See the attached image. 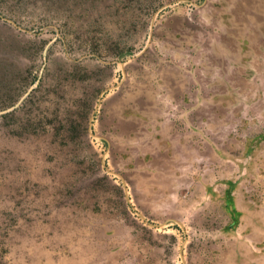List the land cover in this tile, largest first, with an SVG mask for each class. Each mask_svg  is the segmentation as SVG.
<instances>
[{
	"label": "rangeland",
	"instance_id": "rangeland-1",
	"mask_svg": "<svg viewBox=\"0 0 264 264\" xmlns=\"http://www.w3.org/2000/svg\"><path fill=\"white\" fill-rule=\"evenodd\" d=\"M0 264H264V0H0Z\"/></svg>",
	"mask_w": 264,
	"mask_h": 264
},
{
	"label": "water",
	"instance_id": "water-1",
	"mask_svg": "<svg viewBox=\"0 0 264 264\" xmlns=\"http://www.w3.org/2000/svg\"><path fill=\"white\" fill-rule=\"evenodd\" d=\"M31 89H32V88H31ZM31 89H30V90H31Z\"/></svg>",
	"mask_w": 264,
	"mask_h": 264
}]
</instances>
